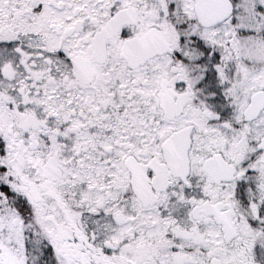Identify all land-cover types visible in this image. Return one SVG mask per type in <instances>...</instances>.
Wrapping results in <instances>:
<instances>
[{
    "label": "snow or ice",
    "instance_id": "6c2138e0",
    "mask_svg": "<svg viewBox=\"0 0 264 264\" xmlns=\"http://www.w3.org/2000/svg\"><path fill=\"white\" fill-rule=\"evenodd\" d=\"M0 264H264V0H0Z\"/></svg>",
    "mask_w": 264,
    "mask_h": 264
}]
</instances>
